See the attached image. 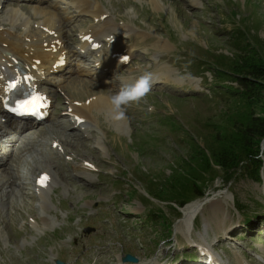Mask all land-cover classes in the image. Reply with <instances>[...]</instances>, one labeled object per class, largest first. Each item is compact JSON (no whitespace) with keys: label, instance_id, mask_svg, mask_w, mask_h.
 <instances>
[{"label":"rangeland","instance_id":"1","mask_svg":"<svg viewBox=\"0 0 264 264\" xmlns=\"http://www.w3.org/2000/svg\"><path fill=\"white\" fill-rule=\"evenodd\" d=\"M90 1L108 22L107 32L80 12L81 0L78 6L73 0H0V34L24 45L37 42L44 12H51L68 35L63 49L70 54L67 68L39 88L53 96L54 107L43 133L26 135L15 152L16 185H4L7 173H0V264H203L204 244L216 245L227 264H264V168L257 179L214 167L199 181L200 198L187 194L176 201L158 193L186 171L184 162L198 165L212 156L217 132L231 135L234 121L245 126L264 116V81L253 98L234 99L241 87L229 69L248 44L264 55V0ZM89 30L112 43L101 42L86 58L73 56L80 33ZM113 43L131 59L105 72L95 62ZM0 69L8 74L7 66ZM144 72L166 82L126 106L120 123L92 110V121L74 134L71 101L112 95ZM48 169L56 179L39 192L33 176ZM186 209L194 211L191 218Z\"/></svg>","mask_w":264,"mask_h":264},{"label":"bare ground","instance_id":"2","mask_svg":"<svg viewBox=\"0 0 264 264\" xmlns=\"http://www.w3.org/2000/svg\"><path fill=\"white\" fill-rule=\"evenodd\" d=\"M41 1L42 0H30V2H33V3L41 2ZM73 1H74L73 3L77 4L76 3L77 0H73ZM5 2H8V1H4L3 3H5ZM77 6H78V4H77ZM93 6H94V4L90 0H81L80 12L82 13L83 11H86V13H88V15H90L92 18H94L93 20H96L98 23L101 24L99 31L107 32V29H109V28L106 27V24L104 25V23L107 21L106 20L103 21L104 17H103L102 12L100 11V9H97L95 6V11H94V8L92 9ZM96 11H99V14L97 16H96ZM40 13L43 15V10ZM15 14L16 13H13V17L15 16ZM37 14H39V13L37 12ZM44 17H45V20H44V23L42 25L43 27L41 29L42 33H43V39L33 40V41H37V42H31V43H28L27 45H24L21 41L11 40V39H9V37H6L3 34H0V53L3 55V58L0 57V60H4L6 62L3 64L0 63L1 68L7 66L9 69L12 70V72H13V70H16L18 74L21 72L26 73V75L23 77V80H24L23 84L16 89L10 90V96L9 97H7L9 89H8V86H6V84H7L6 80L4 79V77H2L3 75L0 74V104L2 107H4L5 103H7L8 105H12L13 108H18V100L17 99L19 97H22L23 93H25L27 91H31L32 89H35L37 92H39L38 90H39V87L41 85L52 84L49 82L50 81L49 78L47 79L46 73L49 74L50 71H52L54 73L56 71H61L63 69L62 64L64 63V60L61 59V56L64 55L63 47H64V44L65 45L67 44L66 41H64V40L68 38V35L66 33H64V31H63L64 27L61 24H58V19H57L58 14L54 15V14H51V12H44ZM55 21H56V23H55ZM107 25H109L108 22H107ZM90 33H91V35H90L89 39L82 46L83 48H86V45H89L87 47V50H85L84 52H86L90 49V44L93 41L95 42L94 46H96L97 45L96 42L99 41V36L94 35V34H96V30L94 33L92 31L87 32V34H90ZM117 33L118 32L113 31V34L111 36H113V35L116 36ZM25 37H28V36H25ZM106 39H108V38H106ZM112 40H113V38L109 41L112 42ZM94 46H92L91 48L93 49ZM113 46L117 47V45H111L109 47L110 50H109L108 55H107L108 57H105L100 63V67L105 72L110 71L113 73L114 70L122 64V61H125V57L127 58L126 60H129L131 58V55L127 51H125V53L123 51H120V50L117 51L116 48L115 49L113 48ZM45 48H47V49H45ZM111 49L113 50L112 52H111ZM73 56H77V57L81 56L83 58H86V55H82V54L74 53V52H73ZM67 60H68V57L66 58V63L68 62ZM116 63H118V64L112 65V64H116ZM119 63H121V64L119 65ZM157 71H160V69H158ZM0 73H1V69H0ZM6 79H7V77H6ZM163 82H166V80L162 79L161 76L159 78L152 79L151 87H154L156 84L163 83ZM85 92H84V94H85ZM39 93L44 98L47 96L49 101L53 98V96L47 90H46V92H39ZM104 94H103V96H92V98L89 99V102H87L85 104L80 103L81 100L79 101V103H74L75 101H71L73 103V105L70 104L71 107L69 106L70 107V116L76 119L74 121V124L76 126H74V125L72 126V129L75 130L74 131L75 135H79L77 132L78 130L76 129L81 124V123L79 124V121L84 122V123H87L88 120H89V122L92 121V118H93L92 113L94 110H96L97 112H103L104 114L107 113L108 109L110 108V105L108 102V97L110 95L109 94L104 95ZM11 97H13V99H11ZM44 103L46 105L47 101H44ZM41 110L43 111V109H41ZM0 115L3 117V120H0V136H3L7 131L14 129V128L19 129L20 132L23 133L21 138H19V139H22V137H24V135H26L28 133H34V132L39 130V132L42 134L44 131V129H43V127L45 126L44 122H37V121L34 122L35 120H33L31 118L18 119L16 117H14L8 111H3V110L0 111ZM22 121H24V122L22 123ZM93 121H94V119H93ZM89 124L85 125V127L86 126L88 127ZM96 125H98V123ZM100 126H102V125H100ZM93 128H94V126H93ZM67 129L68 128H66V131H67ZM89 129H90V127L84 128V129L82 128V130H81L82 134L84 135V132L86 130H89ZM67 134H65V135H67ZM76 137H78V136H76ZM25 138L27 139L28 137L25 136ZM54 142H58L61 148L66 146V140H62L61 138H58V141L55 140ZM87 146H88V144H87ZM72 150H73V152H75V154H77L75 149H72ZM17 155H19V154H17ZM78 156H79L78 158L80 159L81 154H78ZM2 161H3V159L0 160V163ZM2 164L4 165V163H2ZM86 165L88 167H90V164H86ZM82 168L84 170L87 169V167H82ZM13 171L14 170H13L12 165H9V167L6 168L5 173H7V175H6V182L4 183V185L7 183H8V185L9 184L11 186L13 185V187L16 185L17 181L13 176L14 175ZM20 171H18L19 174H20ZM41 173H43V174L41 175ZM51 173H52L51 170L48 169L47 171H43V172L39 171L38 173H36L33 176V177H35L34 178L35 187L38 189L39 192L42 191L43 188L46 186V185L42 186L41 183H39V181L41 180L42 177H44V176L48 177L46 184L51 183V180L53 178H55L53 176V174H51ZM56 174H57L59 179L64 178V174L62 172H60L59 170L56 172ZM4 180H3V182H4ZM2 184L3 183H1V181H0V185H2ZM4 185L1 187V189H4ZM35 196H37V195H35ZM188 207L189 206H187V209H188ZM187 209H186V211H189V217L191 218L194 211L192 212V210H187ZM230 226H231L230 228H232L231 224H230ZM230 228H228V226H226L224 228V230L226 231V232L224 231V234L230 236V233H229L231 230ZM200 246H204L203 248L205 249L207 258L211 264H227L220 256H218L216 254V252L214 250V247L216 245H214L213 247H210L209 245L207 246L206 244L199 245V247ZM121 264H123V263H121ZM179 264H181V263H179Z\"/></svg>","mask_w":264,"mask_h":264},{"label":"trees","instance_id":"3","mask_svg":"<svg viewBox=\"0 0 264 264\" xmlns=\"http://www.w3.org/2000/svg\"><path fill=\"white\" fill-rule=\"evenodd\" d=\"M258 47L260 46L256 47L253 43L248 44L247 49L238 54L233 66L229 68L230 73L235 74V82L241 87L231 94V96L234 94V99L236 97L241 99L253 98L257 94L256 85L259 84L260 80L264 81V55L261 56ZM234 122L231 135L220 132L214 135L215 147L211 151L212 156H210L212 160L206 155L198 165L193 162H184L186 171L181 168L183 173L173 181H169L161 190L158 189V193H165L170 196V200L175 199L176 201L181 197H188V195L200 198L204 192L199 186V181L205 180L203 175L212 171L214 167H219L230 177L237 176L240 172L241 176L247 175L253 178L255 176L260 179L264 167L262 159L258 157L261 146L264 144V116L254 118L250 124L245 126H243V120L242 122L238 120ZM199 151L204 153L202 149ZM159 200L161 202L166 201L164 199ZM187 202V198H185L182 203L178 204V207H183Z\"/></svg>","mask_w":264,"mask_h":264},{"label":"clouds","instance_id":"4","mask_svg":"<svg viewBox=\"0 0 264 264\" xmlns=\"http://www.w3.org/2000/svg\"><path fill=\"white\" fill-rule=\"evenodd\" d=\"M131 14L133 9H127ZM152 73L144 72L135 77L131 82H121L119 91L108 97L110 108L106 113V119L112 122H120L126 119L125 107L132 103H139L151 90ZM264 158V145L261 146V155Z\"/></svg>","mask_w":264,"mask_h":264},{"label":"snow or ice","instance_id":"5","mask_svg":"<svg viewBox=\"0 0 264 264\" xmlns=\"http://www.w3.org/2000/svg\"><path fill=\"white\" fill-rule=\"evenodd\" d=\"M86 39H88L87 37H86ZM127 58L125 57V60H126ZM39 100V97H36V98H34L32 101H29L27 104H25V105H21V107L22 108H28V107H30V106H35L36 105V102ZM47 180H48V177L47 176H44V177H42L41 178V180L39 181V183H41V185L42 186H44V185H46V183H47Z\"/></svg>","mask_w":264,"mask_h":264},{"label":"water","instance_id":"6","mask_svg":"<svg viewBox=\"0 0 264 264\" xmlns=\"http://www.w3.org/2000/svg\"><path fill=\"white\" fill-rule=\"evenodd\" d=\"M129 258V260H130V258L131 257H128ZM126 260H127V258H125ZM57 264H64V263H62V262H57Z\"/></svg>","mask_w":264,"mask_h":264}]
</instances>
